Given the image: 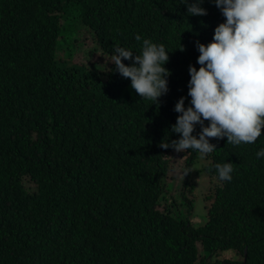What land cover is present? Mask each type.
Returning <instances> with one entry per match:
<instances>
[{
  "label": "trees",
  "instance_id": "trees-1",
  "mask_svg": "<svg viewBox=\"0 0 264 264\" xmlns=\"http://www.w3.org/2000/svg\"><path fill=\"white\" fill-rule=\"evenodd\" d=\"M201 7L207 15L180 0H0V264H264V128L253 144L209 138L201 218L200 153L160 147L179 138L174 106L182 96L189 106L195 41L207 45L225 19L212 0ZM80 29L109 57L164 44L168 93L153 104L113 62L105 80L67 62ZM224 162L231 182L216 177Z\"/></svg>",
  "mask_w": 264,
  "mask_h": 264
},
{
  "label": "clouds",
  "instance_id": "clouds-1",
  "mask_svg": "<svg viewBox=\"0 0 264 264\" xmlns=\"http://www.w3.org/2000/svg\"><path fill=\"white\" fill-rule=\"evenodd\" d=\"M212 2L225 18L224 22L215 27L212 41L207 45L195 41L199 68L188 67L189 106L185 107L183 96L174 106L178 116L171 131L179 138L160 144L161 148H171L177 153L197 151L202 159L216 151V144L210 143L209 138L226 137L227 144L234 146L253 144L264 128V0ZM202 3L203 0L191 3L180 0L189 16L207 15ZM135 39L140 41L141 36L136 35ZM133 53L129 48H114L111 59L115 71L130 80L131 88L142 99L156 104L169 91L171 72L165 65L170 52L164 44L143 39L142 52ZM122 60L132 63L126 66ZM256 156L264 158V148ZM215 170L218 181H232L233 163H217Z\"/></svg>",
  "mask_w": 264,
  "mask_h": 264
},
{
  "label": "rangeland",
  "instance_id": "rangeland-1",
  "mask_svg": "<svg viewBox=\"0 0 264 264\" xmlns=\"http://www.w3.org/2000/svg\"><path fill=\"white\" fill-rule=\"evenodd\" d=\"M73 51L71 58H68L67 62L70 64L84 65L86 70L95 71L99 79L105 80V75L108 72L109 65L112 63V59L109 56H106L97 49L92 36L86 29H80L79 33L74 37ZM73 39V40H74ZM57 57L66 59L64 57L63 51H57ZM205 165V160L200 158L193 171V182L196 186V208L193 215L197 218H201L204 210V203L202 201L203 195L207 192L209 186L208 175L205 172H202L201 169ZM171 185V184H170ZM28 187L29 184H27ZM178 189H180V180L174 182V192L177 195ZM170 190V188H169ZM171 192H167L165 197L169 201H173L171 198ZM165 199V198H164ZM172 213L176 216V212L173 208Z\"/></svg>",
  "mask_w": 264,
  "mask_h": 264
}]
</instances>
